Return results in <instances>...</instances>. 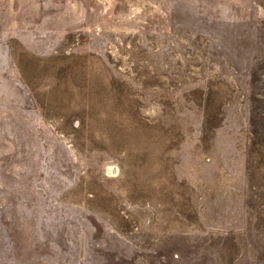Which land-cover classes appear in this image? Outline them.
Returning <instances> with one entry per match:
<instances>
[{"label": "rangeland", "instance_id": "374dc122", "mask_svg": "<svg viewBox=\"0 0 264 264\" xmlns=\"http://www.w3.org/2000/svg\"><path fill=\"white\" fill-rule=\"evenodd\" d=\"M0 264H264V0H0Z\"/></svg>", "mask_w": 264, "mask_h": 264}, {"label": "bare ground", "instance_id": "6f19581e", "mask_svg": "<svg viewBox=\"0 0 264 264\" xmlns=\"http://www.w3.org/2000/svg\"><path fill=\"white\" fill-rule=\"evenodd\" d=\"M111 173V171H109V174Z\"/></svg>", "mask_w": 264, "mask_h": 264}]
</instances>
